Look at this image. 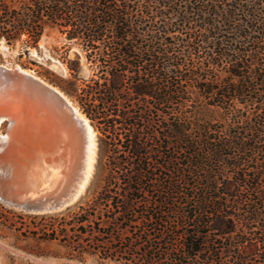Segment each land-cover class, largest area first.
<instances>
[{
    "label": "trees",
    "instance_id": "16d2710c",
    "mask_svg": "<svg viewBox=\"0 0 264 264\" xmlns=\"http://www.w3.org/2000/svg\"><path fill=\"white\" fill-rule=\"evenodd\" d=\"M47 26L79 55L41 76L97 144L84 194L32 233L79 251L100 235L141 264H264V0H0L7 45L26 54Z\"/></svg>",
    "mask_w": 264,
    "mask_h": 264
},
{
    "label": "water",
    "instance_id": "95a60500",
    "mask_svg": "<svg viewBox=\"0 0 264 264\" xmlns=\"http://www.w3.org/2000/svg\"><path fill=\"white\" fill-rule=\"evenodd\" d=\"M23 70L0 67V123L10 133L0 149V197L27 213H56L90 181L84 186L87 131L60 89Z\"/></svg>",
    "mask_w": 264,
    "mask_h": 264
},
{
    "label": "rangeland",
    "instance_id": "374dc122",
    "mask_svg": "<svg viewBox=\"0 0 264 264\" xmlns=\"http://www.w3.org/2000/svg\"><path fill=\"white\" fill-rule=\"evenodd\" d=\"M64 45L58 29L51 26L45 28L38 47L28 48L26 54L23 53L24 47L21 42L9 46L0 40V65L8 69L21 67L43 81L45 80L42 76L45 75L64 79L69 73L63 59L65 57L73 59L79 55L75 47H71L66 55ZM86 73L84 67V74ZM75 106L78 107L76 104ZM6 129V125H3L2 132L5 133ZM93 131L97 144V132L94 129ZM50 214L27 213L0 202V264H141L142 259L137 255L119 253L110 255L108 251L94 249L90 241L101 239L100 235L85 236L82 239L83 251H79L68 242L48 240L34 235L32 232H35L40 224H49V220L42 221L36 216Z\"/></svg>",
    "mask_w": 264,
    "mask_h": 264
},
{
    "label": "bare ground",
    "instance_id": "6f19581e",
    "mask_svg": "<svg viewBox=\"0 0 264 264\" xmlns=\"http://www.w3.org/2000/svg\"><path fill=\"white\" fill-rule=\"evenodd\" d=\"M0 67H5V66L0 65ZM14 69H20V67L17 66L15 68H11L10 70H14ZM58 69H60V68H58ZM23 71L26 72V73H29V71H27V70H23ZM29 74H31V73H29ZM74 108H75L77 117L83 121V123H84V125L86 127L87 138H88V143H87V166H86V171H85V177L83 179L84 180L83 184L85 186L87 184V182L89 181L90 176L92 174V170H93V165H94V161H95V154H96V141H95V134H94L92 126L89 123V120L85 117V115H83L81 113V111L79 110L78 107H76L74 105ZM2 127H3V124L0 123V149L3 147V145L6 142V140L10 137V133L9 132H7L4 135V133L2 132ZM0 163H1V160H0ZM0 202L3 203L4 205L10 207V208L15 209V210H21L20 207L13 206L12 204L7 203L2 197H0ZM21 211L27 212L26 210H21Z\"/></svg>",
    "mask_w": 264,
    "mask_h": 264
}]
</instances>
